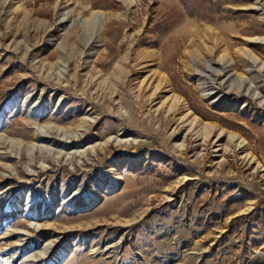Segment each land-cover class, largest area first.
<instances>
[{
  "label": "rangeland",
  "instance_id": "rangeland-1",
  "mask_svg": "<svg viewBox=\"0 0 264 264\" xmlns=\"http://www.w3.org/2000/svg\"><path fill=\"white\" fill-rule=\"evenodd\" d=\"M189 1L0 0V264H264L263 10Z\"/></svg>",
  "mask_w": 264,
  "mask_h": 264
},
{
  "label": "bare ground",
  "instance_id": "bare-ground-1",
  "mask_svg": "<svg viewBox=\"0 0 264 264\" xmlns=\"http://www.w3.org/2000/svg\"><path fill=\"white\" fill-rule=\"evenodd\" d=\"M262 0H258L257 2H258V4H261L260 6V9L259 10H263V14H264V4H262V2H261ZM257 8V7H256ZM97 16H98V13L97 12H91L90 13V17H89V21L91 22V24H93V25H96V23H97ZM160 87L161 88H163V87H165V85H160ZM224 135V134H223ZM227 137L228 138H230L232 141H234L235 142V144L236 145H242V144H244V141L240 138V137H238V136H236V135H233V134H228L227 135ZM111 140V137H109V138H107L106 139V142H109ZM0 143L2 144V143H5L6 145H12V142L11 141H2V139H1V135H0ZM13 146V145H12ZM55 262H51L50 264H54Z\"/></svg>",
  "mask_w": 264,
  "mask_h": 264
},
{
  "label": "trees",
  "instance_id": "trees-1",
  "mask_svg": "<svg viewBox=\"0 0 264 264\" xmlns=\"http://www.w3.org/2000/svg\"><path fill=\"white\" fill-rule=\"evenodd\" d=\"M180 2H181V4H183V6L186 8V9H188L189 7H188V3L190 2L189 0H180ZM186 12H188V14H191V11L190 10H187ZM3 201L4 200H2V201H0V212H1V208H2V206H3Z\"/></svg>",
  "mask_w": 264,
  "mask_h": 264
}]
</instances>
